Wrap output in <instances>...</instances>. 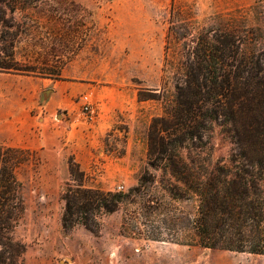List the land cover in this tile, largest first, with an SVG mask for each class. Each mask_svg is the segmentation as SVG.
<instances>
[{
    "label": "rangeland",
    "instance_id": "rangeland-1",
    "mask_svg": "<svg viewBox=\"0 0 264 264\" xmlns=\"http://www.w3.org/2000/svg\"><path fill=\"white\" fill-rule=\"evenodd\" d=\"M15 21L18 61L62 71L59 79L0 73V144L37 158L18 171L23 264H264V255L202 247L191 226L198 200L173 199L167 188L177 182L149 156L153 121L174 106L200 34L227 27L243 50L264 52V0L44 1ZM186 147L188 162L232 165L235 147L219 123ZM70 157L88 187L122 195L96 233L63 227Z\"/></svg>",
    "mask_w": 264,
    "mask_h": 264
},
{
    "label": "trees",
    "instance_id": "trees-1",
    "mask_svg": "<svg viewBox=\"0 0 264 264\" xmlns=\"http://www.w3.org/2000/svg\"><path fill=\"white\" fill-rule=\"evenodd\" d=\"M44 1L57 0H0V73L61 77V69L43 72L17 59L22 30L15 14ZM214 123L222 125L235 147L232 165L186 161V142L208 138ZM151 128L149 156L155 165L164 162L163 169L177 182L167 188L171 197L198 200L191 226L199 244L264 255V52L243 50L238 33L227 27L205 30L176 84L174 106ZM35 155L0 144V264L24 263L25 245L14 238L25 212L18 171ZM68 163L63 227L70 231L83 225L96 233L101 216L118 210L122 195L88 187L73 157Z\"/></svg>",
    "mask_w": 264,
    "mask_h": 264
},
{
    "label": "built area",
    "instance_id": "built-area-1",
    "mask_svg": "<svg viewBox=\"0 0 264 264\" xmlns=\"http://www.w3.org/2000/svg\"><path fill=\"white\" fill-rule=\"evenodd\" d=\"M83 100H84V104H83V107H84V109L87 111V112H90L91 110H92V103H91V100L89 99V97L88 96H85L84 98H83ZM124 189V187L122 186V185H120V186H118V190H123Z\"/></svg>",
    "mask_w": 264,
    "mask_h": 264
},
{
    "label": "crops",
    "instance_id": "crops-1",
    "mask_svg": "<svg viewBox=\"0 0 264 264\" xmlns=\"http://www.w3.org/2000/svg\"><path fill=\"white\" fill-rule=\"evenodd\" d=\"M98 137H100V135H99ZM65 139H66V140H70V136L67 135V136L65 137ZM97 141H98V138H97ZM96 143H97V142H96V138H95L93 141H91V145H92L93 147H95V144H96ZM13 147H16V146H13ZM27 149H30V148H27ZM30 150H32V149H30Z\"/></svg>",
    "mask_w": 264,
    "mask_h": 264
}]
</instances>
